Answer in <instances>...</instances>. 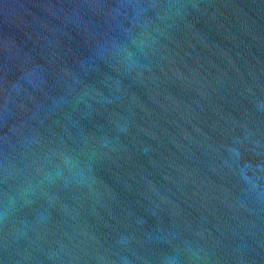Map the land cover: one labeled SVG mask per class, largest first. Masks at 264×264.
<instances>
[{"label":"water","instance_id":"water-1","mask_svg":"<svg viewBox=\"0 0 264 264\" xmlns=\"http://www.w3.org/2000/svg\"><path fill=\"white\" fill-rule=\"evenodd\" d=\"M0 264H264V0H0Z\"/></svg>","mask_w":264,"mask_h":264}]
</instances>
